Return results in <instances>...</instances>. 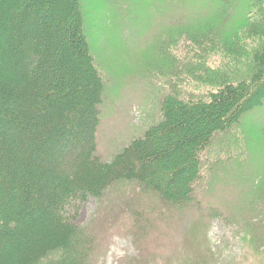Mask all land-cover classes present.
I'll return each mask as SVG.
<instances>
[{
    "label": "trees",
    "instance_id": "trees-1",
    "mask_svg": "<svg viewBox=\"0 0 264 264\" xmlns=\"http://www.w3.org/2000/svg\"><path fill=\"white\" fill-rule=\"evenodd\" d=\"M240 18L236 43L263 37L248 77L190 69L216 87L190 100L166 95L161 120L107 161L96 152L104 86L78 0H0V264H90L77 214L114 183H136L173 213L198 209L201 153L264 99V21Z\"/></svg>",
    "mask_w": 264,
    "mask_h": 264
},
{
    "label": "rangeland",
    "instance_id": "rangeland-1",
    "mask_svg": "<svg viewBox=\"0 0 264 264\" xmlns=\"http://www.w3.org/2000/svg\"><path fill=\"white\" fill-rule=\"evenodd\" d=\"M248 1L78 0L104 86L100 158L110 160L160 121L169 93L190 100L216 87L190 69H214L210 79L220 72L248 77L249 54L263 37L238 43L234 37L240 17L264 21V0ZM176 158L161 175L167 177ZM150 194L123 181L81 204L76 223L91 238L90 264H264V99L215 132L201 153L192 199L197 210L173 213Z\"/></svg>",
    "mask_w": 264,
    "mask_h": 264
}]
</instances>
